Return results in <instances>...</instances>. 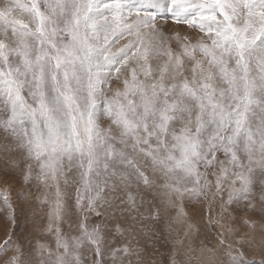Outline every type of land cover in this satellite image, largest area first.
I'll return each mask as SVG.
<instances>
[{
  "label": "snow or ice",
  "instance_id": "snow-or-ice-1",
  "mask_svg": "<svg viewBox=\"0 0 264 264\" xmlns=\"http://www.w3.org/2000/svg\"><path fill=\"white\" fill-rule=\"evenodd\" d=\"M0 219V264H264V0H0Z\"/></svg>",
  "mask_w": 264,
  "mask_h": 264
},
{
  "label": "rangeland",
  "instance_id": "rangeland-1",
  "mask_svg": "<svg viewBox=\"0 0 264 264\" xmlns=\"http://www.w3.org/2000/svg\"><path fill=\"white\" fill-rule=\"evenodd\" d=\"M18 190L19 189L17 188L15 191H18ZM16 215H17L18 223L16 225H12L11 223H9L10 225V226L8 225L9 227H14L17 232H23L25 227H30V220H31L30 212L18 211ZM3 223L4 221L0 219L1 226L3 225ZM165 243L166 242L164 240L160 241V244H165ZM160 244L156 245V247L161 253H164L166 249L160 247ZM167 246H170V244H168Z\"/></svg>",
  "mask_w": 264,
  "mask_h": 264
},
{
  "label": "bare ground",
  "instance_id": "bare-ground-1",
  "mask_svg": "<svg viewBox=\"0 0 264 264\" xmlns=\"http://www.w3.org/2000/svg\"><path fill=\"white\" fill-rule=\"evenodd\" d=\"M30 216V215H29ZM2 220V219H1ZM0 226H1V224H0ZM10 226V225H9Z\"/></svg>",
  "mask_w": 264,
  "mask_h": 264
}]
</instances>
